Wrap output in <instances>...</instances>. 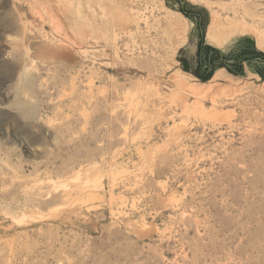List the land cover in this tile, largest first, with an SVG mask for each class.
Listing matches in <instances>:
<instances>
[{"label":"rangeland","instance_id":"1","mask_svg":"<svg viewBox=\"0 0 264 264\" xmlns=\"http://www.w3.org/2000/svg\"><path fill=\"white\" fill-rule=\"evenodd\" d=\"M0 264H264V0H0Z\"/></svg>","mask_w":264,"mask_h":264}]
</instances>
